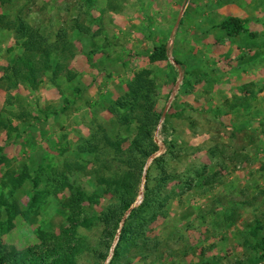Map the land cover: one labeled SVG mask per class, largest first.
I'll return each instance as SVG.
<instances>
[{"label": "rangeland", "instance_id": "374dc122", "mask_svg": "<svg viewBox=\"0 0 264 264\" xmlns=\"http://www.w3.org/2000/svg\"><path fill=\"white\" fill-rule=\"evenodd\" d=\"M258 1L246 9L240 0H0V256L45 250L40 233L48 242L60 237L70 224L61 203L79 193L85 201L76 223L86 228L78 229L84 241L72 243L81 250L75 264H264L258 247L264 240V9L257 12ZM230 20L251 27L249 40L247 30H222ZM18 22L60 46L46 47L45 58L23 56ZM163 46L165 58L150 61ZM22 58L36 72L23 71L29 80L23 83L12 79L13 68L25 70ZM49 62L63 67L57 78ZM137 150L148 154L144 164ZM49 168L74 191L55 188L56 195L30 208ZM40 170L46 178L33 189L30 179L17 183ZM198 171L222 186L187 192ZM121 178L133 187L130 210L116 227L95 221ZM147 186L154 188L151 209L139 214L144 225L130 244L128 217L145 202ZM14 203L21 211L9 224ZM234 210L238 219L220 223Z\"/></svg>", "mask_w": 264, "mask_h": 264}, {"label": "trees", "instance_id": "16d2710c", "mask_svg": "<svg viewBox=\"0 0 264 264\" xmlns=\"http://www.w3.org/2000/svg\"><path fill=\"white\" fill-rule=\"evenodd\" d=\"M2 1V0H1ZM10 27V26H9ZM222 30L230 33L232 32L233 34H236L238 32H241L243 30L242 26L240 25V23L236 20H230L225 22L222 25ZM16 34L20 37V40L23 41L22 46V52H23V56H25V54H29L32 57H36V56H42V57H48L49 51H47V48L52 49V50H57V48L60 46L57 43H53L52 45H48L47 41L44 40L42 37L38 36L37 34L32 35L28 28L25 26V24H23L22 22H18V29H15ZM47 47V48H46ZM60 52H63L61 48H59ZM167 54V49L166 47H160V48H155L153 50V53L150 56V61L152 62H156V61H162V59L165 58ZM25 59L27 58H22V61H19V64L24 65L25 70H22V74H20V71L18 68L17 69H12L13 70V77L12 79H17L20 82H25L28 81L24 75L26 73V71L30 74L33 75L36 72L34 71L33 66L31 65V63H29L28 61H26ZM47 59V58H46ZM48 61V60H47ZM48 63V62H47ZM52 62H49V65H51V76L53 77H58V75L60 74V72L62 71L63 67H60L59 64L57 62H53L52 64H50ZM23 71H25V73H23ZM56 77V78H57ZM11 79V80H12ZM31 81V80H30ZM137 81L136 84L137 85ZM130 89L132 91H134V89L132 87H130ZM74 94L78 93V91H73ZM135 92V91H134ZM134 92H131L132 98H134ZM119 108H124L126 109V104H119ZM113 111V110H112ZM134 148L138 149L137 146H134ZM86 151H92L91 149H84V152ZM95 152V151H94ZM94 152H91L90 154H94ZM137 152H139V150H137ZM131 155V154H129ZM139 155L141 156V158L143 159V163L145 162L146 158L148 157V154H146V152L144 151H140ZM51 168V167H50ZM49 168V173L50 176H48V180H41V181H45L43 183V191L38 193L37 196H32L29 200V203L27 204L30 208L36 207L37 205H39L40 203H43V201H46V199H48V197H52V195H56L54 193L55 188L57 189L59 188H68V190H70L71 192L74 191L73 189V184H71L70 180H67V178L62 174H59L57 170H53ZM65 169L67 171H71V168L69 166H66ZM156 169H154L155 171ZM163 172V168L160 169ZM38 172V173H37ZM35 172V176L32 177H28V175L25 173L21 178L18 179L17 183H25L27 180L25 179H30V188L33 189V187L37 186V183H35V180H38L39 177H45L46 178V174H44L43 172L45 171H37ZM40 172V173H39ZM149 172L150 169H149ZM60 176H58V175ZM130 175V174H127ZM194 176L192 177L193 179L191 180V184L188 186V190L187 192H191L193 191L195 188L197 189H201V188H205L207 190H211L212 188H214L216 185L217 186H222V184H219L216 180L213 179H207L205 180L206 174L201 173V172H195L193 174ZM59 177V181L56 182V179ZM61 177V180H60ZM32 178V179H31ZM126 178H121V180H115L113 183V191L111 192V199L107 200L104 199L105 202H107V204L109 203L110 206H107L106 212L104 214H102L101 216L96 215L94 217L95 221H100V223H105V225H112V227H115L118 225V223L121 221L122 217L124 216V214L130 210L133 202H134V194H133V187L131 184H128L126 182ZM152 182H154V180H151ZM165 181L168 180H159L158 181V185H160L161 183L164 184ZM15 183V182H14ZM100 184H98L99 186ZM149 185V184H148ZM19 186V185H18ZM158 186H156L157 188ZM155 188V190H156ZM154 189V188H153ZM152 188L149 189V187L147 186L145 189V194H144V200L145 202L137 209V210H132L128 219L131 223V227L132 228V232L129 233L130 235V244L133 243L134 241L138 242V233L135 232V230L138 228V226L141 225V227H143L144 223L141 222V218L139 216V214H143V213H148V209H151V206L148 204L149 201V196L152 195L154 192ZM204 189V191H206ZM108 189L104 188L103 193L104 195H108ZM159 191V190H156ZM161 191V190H160ZM54 193V194H53ZM160 193V192H158ZM27 195H30V193H26ZM72 202L70 203H61L62 206L61 208L64 209L65 211H67V214H64V221L70 223L68 228H63L61 227V234L60 237H56L54 238L53 236L51 238L55 239V241L52 242H48L45 239V234L44 233H40V239H43L44 243H47V247L45 250L41 251L39 254L33 253L32 251L29 252H24V253H19V254H3L0 256V264H75L76 261H78V259L80 258L79 256L81 255V250L80 249H74V247L72 246V243H76L78 244V242L80 241H84V238L81 237L78 234V229L80 228H86L85 224H77L76 223V210L80 209L79 207L82 206V203L85 201L84 196L82 194H77V199L75 200H71ZM89 202H92L93 200L91 198H88ZM95 204H98V201H95ZM9 207H11V211L8 210L7 215L10 219L9 224H11V217H14L18 214H20V207L19 204L14 203V205H10ZM59 213L61 214V212L59 211ZM240 216L237 214V211L234 210V212H232L231 214L228 215H223L220 223L224 224H229V223H233L234 219H238ZM86 221H84L85 223ZM83 223V222H82ZM126 230V229H125ZM123 230L122 232L125 233L126 231ZM136 233V234H135ZM252 239H256L258 237V232L257 230L251 229L250 231ZM134 236L132 238L131 241V237ZM63 241V244H60ZM258 247H260L263 252H264V240L258 241Z\"/></svg>", "mask_w": 264, "mask_h": 264}, {"label": "crops", "instance_id": "0c3cea01", "mask_svg": "<svg viewBox=\"0 0 264 264\" xmlns=\"http://www.w3.org/2000/svg\"><path fill=\"white\" fill-rule=\"evenodd\" d=\"M240 1H242V2H244V1L247 2V5H246L245 8H246V9L249 8V4H248V3H249L250 0H248V1H246V0H240ZM257 1H258V0H257ZM263 2H264V0H262V1H260V2L258 1V2L256 3L257 12H259V11L262 12V9H264ZM252 3H253V2H252ZM250 8H251V6H250ZM258 8H261V9H258ZM261 20H262V19L260 18L259 21H261ZM254 23H255V22H254ZM258 23H259V22H258ZM250 26H251V25H250ZM253 26H254V25H253ZM250 28H251V27H249V29H248V28L243 29V30H245V31L247 30V32L242 33V34H244V35H247V39H248V40H249L248 37H250L248 34L251 32V31H249ZM255 30H256V29H255ZM254 37H255V35H254ZM254 39H255V38H254Z\"/></svg>", "mask_w": 264, "mask_h": 264}]
</instances>
